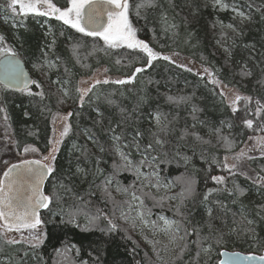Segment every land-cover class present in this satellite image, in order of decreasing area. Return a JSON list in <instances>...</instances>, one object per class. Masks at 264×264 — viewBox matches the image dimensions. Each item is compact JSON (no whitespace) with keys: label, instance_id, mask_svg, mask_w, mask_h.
Returning <instances> with one entry per match:
<instances>
[{"label":"trees","instance_id":"16d2710c","mask_svg":"<svg viewBox=\"0 0 264 264\" xmlns=\"http://www.w3.org/2000/svg\"><path fill=\"white\" fill-rule=\"evenodd\" d=\"M57 6H66L67 0H54ZM143 0H130V19L133 26L137 28L138 37L148 42L156 51L164 55L178 53L187 56L194 62L200 64L214 73L228 87L239 90L242 95H251L255 99L264 102V85L258 81L264 80V0H226L231 5H235L239 10L252 16V21L240 24L229 11H218L217 9L205 6L210 0H196L199 4V16L197 22L185 23V16L190 7H193V0H158L162 7L157 9L141 8L139 17L135 14V5ZM8 0H0V34L4 35L9 44L17 48L20 57L27 67L34 70V80H37L45 93L43 97L29 96L26 92H17L11 89L5 90L0 85V108L6 110L8 119L5 120V112H0V119L5 124V129L13 139V145L17 151H21L27 145H33L42 153L48 151L50 136L52 133L51 114L61 110L72 115L68 117L71 129L69 134L62 141L55 160V172L50 175L46 184L47 195H58L61 199L49 206L51 212L78 211V221L85 222V214L95 215L98 210L112 213L113 204L104 199V194L96 185L103 179L101 176L95 177V184L92 183L93 176L90 174L85 178H74L68 180L70 173L75 172L77 166L86 167L90 173L95 171L97 164L89 159L85 161L81 152L85 149L96 153L99 156V167L105 173L110 171L112 158L107 154H100L87 139V132L96 135L101 143L106 138L94 122L99 119L97 110L103 113L105 128L110 121L115 122L121 118L120 108L129 112L137 109L141 97L146 99V103L140 105L133 119L137 122L141 131L148 134V130L154 129L152 115L156 110L167 114L169 120H173L172 131L167 139L170 141L166 149L170 152L180 151L181 154L192 156L193 166L185 168L183 161L177 165L173 163L163 167L161 173L167 183L173 184L175 193L180 192V179L183 176L192 175L197 181L196 196L192 200L186 201V218L180 217L171 205L172 201H163L162 206H157L151 199H146V205L152 209V215L148 217L150 221H157L160 225V216L171 220H183L184 226L194 225L201 231L202 235H207L211 224L213 229L222 230L226 236L225 246L219 251H239L245 254H262L264 248L254 244L251 239L237 238L231 235V229L243 227L241 211L246 209L245 214L249 219H254L255 232L264 242V221L255 216L254 208L260 203H264V192L252 185L250 180L243 176L235 178L236 183L248 190L247 195L233 203V198L226 192L214 194L210 197L213 208V216L209 218L206 207L201 203L202 196L208 188L220 187L207 179L209 175L228 174L222 169L213 165L208 170V165L201 159L200 153L203 151L205 159L215 156L222 159L228 154L220 146L215 138H212L211 145L198 144L194 136L180 139L185 129L198 133L204 139H209V129L213 127L223 128V135L235 139L240 148H244L247 143V136L250 130H246L242 123L233 117L230 110L220 103V96L217 94L219 86L211 84L209 73L197 75L196 70L188 72L179 64H172L168 61H155L151 67L137 75L136 81L128 85H117L114 83L96 85L91 93L84 97V104L80 103L81 93L77 90L82 88V80L90 78L103 67L107 69V74L118 75L126 78L134 68L144 66L143 54L136 50L122 47L119 49H109L98 37L86 36L76 32L61 22L51 18L47 26L44 24L46 17L28 16L21 22V17L15 18V23L8 21L10 14L7 8ZM173 5H175L173 7ZM259 9V11H258ZM161 13H167V23L161 17ZM191 19V17H189ZM236 22L243 30V35L236 37L231 32L227 36L222 35L218 26L213 27V22ZM175 24L177 27L172 28ZM61 32L63 35H61ZM55 39V44L52 40ZM219 41V43H218ZM233 41H235L233 43ZM219 45L230 47L232 57L226 60V55ZM51 46V47H49ZM51 50V53H50ZM50 53V57L55 61L56 68L48 69L45 65L44 53ZM121 61L116 64V60ZM251 61V63H249ZM248 64L252 68V77H242L240 66ZM34 65H43L39 70ZM253 65H255L253 67ZM203 77V78H201ZM101 80V79H100ZM110 80V79H109ZM58 81L59 83H55ZM113 81V80H110ZM94 82L90 83L89 87ZM68 85L69 97L62 90V86ZM33 92L41 89L35 85L31 87ZM215 89V91H214ZM191 97L188 103L179 105L166 102V96ZM111 100L114 103L109 104ZM195 106L202 111L193 114L191 109ZM195 116V119L193 118ZM239 116V113L237 114ZM175 118V119H173ZM203 122V123H201ZM231 122L233 127L229 130L226 123ZM195 124V128L192 125ZM87 130V131H86ZM131 131V129H129ZM150 139V137H149ZM195 149V155H193ZM255 161H246V167L255 176L264 167V159L259 158L256 153ZM244 168V169H245ZM264 175V173H260ZM125 185L134 182V177L130 173L119 177ZM232 178L229 177L228 187H232ZM61 184H70L73 191L66 192ZM144 191H147L144 189ZM94 192L95 195H90ZM139 194V192L137 193ZM165 192L160 196L174 195ZM117 201L128 199L125 196L114 193ZM84 196V201L78 199ZM130 199V198H129ZM220 200L227 205V211L220 209L214 203ZM124 210L127 208L125 206ZM120 208L116 209V216L120 215ZM51 212L46 209L41 214V220L48 221ZM234 219L236 223H234ZM192 222L191 225L187 221ZM59 221H57L58 223ZM121 227H127L122 220L116 221ZM104 226V223H101ZM44 230L51 232L52 225L44 224ZM181 231L180 235H183ZM63 237V243L53 240L45 241L39 249H33L26 243L9 245L0 236V264H80L81 260H87L88 264H93V258L100 257V264H163L159 262L160 254L167 249L165 246L156 243L159 249V256L150 253L145 244L147 236H138L136 230L129 229L127 234L116 232L111 236H104L98 231L92 233L82 232L80 229L68 227L59 232ZM126 236H131V240ZM101 241V243H97ZM200 236L186 237L187 248L181 259L177 256L166 264H197L196 252L200 250ZM64 244L69 247L75 244L79 249V255L75 250L68 252L67 256L57 257L54 246L63 248ZM206 246V245H205ZM91 253V255H89ZM162 260V259H161ZM220 256L216 249L213 250L210 264H218Z\"/></svg>","mask_w":264,"mask_h":264},{"label":"snow or ice","instance_id":"6c2138e0","mask_svg":"<svg viewBox=\"0 0 264 264\" xmlns=\"http://www.w3.org/2000/svg\"><path fill=\"white\" fill-rule=\"evenodd\" d=\"M193 5V7L189 8L185 16L186 24L197 22L199 4H197L196 0H193ZM205 6L213 7L218 11H227L231 8V11L235 14L240 24L252 21L251 15L239 10L235 5L226 2V0H210V3ZM160 7H162V4L158 0H143L142 3L135 5V14L139 17L141 15V8L157 9ZM7 8L10 10L13 18L19 15L21 22L29 15L54 18L56 21L61 22L62 25L74 29L78 33L90 37H99L109 49L126 47L127 49L136 50L143 54L144 66L134 68L133 72L126 78L116 79L114 81H110L107 78L104 80L97 79L90 87L77 89L81 93V105L84 104V97L91 93L96 85L108 83L117 85L132 84L136 81L137 75L144 72L146 68L151 67L155 61L163 60L176 64V60L172 56L164 55L156 51L148 42L138 38V30L133 26L132 20L130 19V9L132 8L130 0H67L66 6L63 7L57 6L54 0H8ZM161 17L167 23V13H161ZM262 18H264V15H262ZM212 26H219L221 29L227 28L236 37L243 35L242 28L236 22L225 25L223 21H218L213 22ZM171 27L175 28L177 26L173 24ZM61 35H63L62 32ZM222 35L227 36V33L222 32ZM52 44H55V39L52 40ZM224 53L226 60H230L232 57V49L225 47ZM19 55L20 53L17 48L9 44L5 36L0 34V83H3L5 90L13 85L22 84L23 87H19L17 89L18 91L22 93L26 92L29 96L43 97L45 93L42 90L41 84L37 80L30 81L27 74L20 67L21 62L17 59ZM44 55L46 57L48 53L45 52ZM120 63L121 61L117 59L116 64ZM42 66L34 65L38 70ZM54 66V64L49 62V67ZM178 66L188 72L193 71L186 64H179ZM203 71L204 73H209L207 68ZM196 74L200 75V73ZM239 74L242 77H252L254 75L252 68L248 64L240 66ZM209 75L211 76V84L219 86L217 94L221 98L220 103L230 110L233 117L238 119L246 130H250L247 141L251 142L249 145L245 141H240V143L245 144V147L240 148L239 151H235L238 148L237 141L229 138V136L223 135L222 127L210 128V138L207 140L198 133L190 132L187 129L180 136V139L194 136L197 143L203 145H211L212 138H215L217 143L228 153L222 159H218L215 156L205 159L204 152L202 151L200 153V157L205 160L209 171L213 165H216L228 174L227 176L209 175L207 177L215 185L220 186L208 188L202 196L201 203L206 207L207 216L212 218L213 208L210 206L212 203L210 197H213L214 194L226 192L233 198V203H236L240 198L247 195L248 190L236 183L235 178L237 176H243L246 180H250L253 186L261 192H264V175L260 174L264 173V167L255 176L249 175L242 167L244 161H255L257 159V156L250 155V153L258 152L259 158L264 159V102L260 99H255L251 95H242L239 90L228 87L214 73H209ZM55 83L59 82L55 81ZM258 83L264 85V80L258 81ZM30 84L35 85L36 88L41 90L33 92L29 87ZM190 100L191 97L177 98L171 95L166 96V102L170 104L179 105L181 103H188ZM146 102V99L141 97L137 109H134L132 112L120 108L121 118L115 122L110 121L106 128L103 122V113L97 110L99 119L94 124L98 125L102 132H105L106 138L101 143L95 134L87 132V139L100 154H107L112 158L110 171L105 173L98 166L101 158L96 153L85 149L81 152V155L85 161L91 159L97 164L95 171L90 173L86 167H80L78 165L76 171L70 173L68 176V180L71 182L74 178L86 179L91 174L93 176V184H95L96 176L103 177L101 183L96 185V187L104 194V199L113 204L111 214L100 209L95 215L88 216L85 214V222L81 224L77 219V216L80 214L78 211H65L61 209L59 212H51L49 206L54 201L58 203L61 199L55 193L53 195H46L43 191L45 177L51 175L56 170L55 153L58 149L53 147L49 156L43 157V160L49 161V163H43L41 160L26 159L18 164H12L4 171L3 179L0 180V220L4 222L0 224V229H3L4 236L9 232L21 233L22 240H26L31 248L39 249L44 245L46 240L48 242L57 240L63 243V237L58 235V233L68 227L80 229L85 233L98 231L104 236H111L116 232L127 234L129 229L135 230L138 225L146 227L150 223L154 229L158 228L157 221H149L147 219V217L152 215V209L146 205V199H151L157 206H162V202L165 200L176 201L171 206L180 217L186 218L185 202L194 199L196 196L195 185L197 181L192 175L183 176L180 179L181 190L174 195L157 197L151 191H144V189H155L159 192L162 188L171 190L174 185L167 183L161 175L163 167L166 165L173 163L179 165L183 161L186 169L190 165L194 168L192 156L181 154L180 151L170 152L165 150L166 145L170 143L167 137L172 131L171 126L173 123V120L168 119L167 114L156 110L154 114H150L154 120L155 130L149 129L147 135L140 130L133 116L140 105ZM108 103L112 104L114 102L109 100ZM191 111L195 114L198 111H202V109L193 106ZM0 112H5L4 119L7 120L6 110L0 108ZM238 113L239 116H237ZM71 115L69 113L65 116V121ZM193 118L195 119V116ZM195 126V124L192 125L193 128ZM226 127L231 130L233 124L227 122ZM70 129L71 125L65 124L61 132V138L66 137ZM60 143H62V139L56 141V144ZM29 151L36 152L38 149L30 147L24 148L25 153ZM193 155H195V149H193ZM126 173H130L134 177L133 183L125 185L121 182L119 177ZM229 177L232 178L231 188L228 187ZM61 187L66 192L73 191L70 184H61ZM138 192L139 194H137ZM114 193L129 197L130 199L117 201ZM89 194L95 195L94 192H89ZM78 199L84 201L85 197L78 196ZM214 203L220 209L228 210L227 205L222 201L217 199ZM125 206L127 211L124 210ZM117 208L121 209L119 217L115 214ZM40 209H49L51 216L48 221L41 220ZM245 211L246 209L240 213L243 227L231 229L230 234L235 235L237 238L251 239L254 244L264 248V242H261L255 232L256 221L249 219ZM130 212H135L136 215L130 216ZM254 212L257 218L264 221V203L256 205ZM159 219L163 221V227L160 230L171 233L172 242L179 247V252L175 253L178 260L182 258V254L187 248V243H185L186 237L195 235L200 236V241H194V243L200 244V250L196 252L197 264H210L214 249L218 251L219 256L224 257V259L218 261V264H264V255H257L255 253L244 255L239 252L219 251V248L225 246L226 236L222 230L213 229L211 224L207 225L209 229L207 235H202L201 231L194 225L191 226L190 230L188 227H185L183 220H170L164 216H160ZM117 220H122L127 227H121L116 222ZM57 221L59 222L57 223ZM102 222L104 223L103 227L101 226ZM234 223H236L235 219ZM44 224L52 225L51 232L45 231L40 227ZM187 224L191 225L192 222L188 220ZM181 231H183V235H180ZM24 232L28 233L26 238L23 236ZM126 238L131 240V236H126ZM20 242L21 240L14 238L6 240V243L9 245ZM97 243L99 244L101 241H97ZM73 249L79 255L80 249L75 244L71 245V247L64 244L63 248L54 246L53 250L57 257H66L68 252ZM157 255L159 256V253ZM57 264H60L59 260H57ZM80 264H88V261L81 260ZM93 264H100L99 256L93 258Z\"/></svg>","mask_w":264,"mask_h":264},{"label":"rangeland","instance_id":"374dc122","mask_svg":"<svg viewBox=\"0 0 264 264\" xmlns=\"http://www.w3.org/2000/svg\"><path fill=\"white\" fill-rule=\"evenodd\" d=\"M227 11H229L232 15L235 16V14L231 11V8H229V10H227ZM9 12H10V10H9ZM29 16H31V15H29ZM16 17H19V15H16L15 18ZM15 18H13V16H9L7 20L11 21L14 24L15 23ZM50 19H51L50 17H46L45 18L44 24L46 26H47V23H48V21ZM224 24L226 25V24H229V23L228 22H224ZM218 28H219L220 32H231V30H229L227 28L221 29L219 26H218ZM138 38L142 39L140 37H138ZM102 42L104 43L103 40H102ZM219 47H220V49L222 51H224L225 46L219 45ZM50 53H51V50H50ZM50 53H48V55L45 57V65H46V67L48 69H55L56 68V63L50 57ZM177 54L178 53H174V54L170 53L169 56H172L173 59L176 60L177 64H186L188 67L192 68L193 70H196L197 72L203 73V74L206 75V73H204V71H203L205 69L203 66H201L200 64L194 62L193 60H191L187 56H182L181 54H178V55ZM49 62H51L55 66L54 67H49ZM28 70L33 76V74H34L33 68L29 67ZM106 78L110 79V80H113V81L116 80V79H124L123 77L118 76V75L107 74L105 69L103 67H101V68H99L97 70V73L94 74L92 77L85 78V79L82 80V82H84V83H82V87L83 88H88L90 83L95 82V80H97V79L104 80ZM62 90L64 91V93H67L66 97H69L68 85L62 86ZM68 114H69L68 112L61 111V110L55 111V112H53L51 114L52 133H51V136H50L49 149H48V151H46L44 153H42L40 150H38L36 152H32V151H29L27 153L24 152V148L25 147L36 148L33 145H27L21 151H17L15 149L14 145H13V139H12L10 133L7 132V130L5 129L4 122L2 121V119H0V178H1L4 170L6 169V167L8 165H10L11 163H13V162H16V161H19V160H22V159H27V158H40V159L43 160V157L49 156V154L52 151L53 147H56L57 149H59L61 143L60 144H56V141L61 140V139L63 141L64 138H65V137L61 138V132L63 130L64 125L65 124H69L68 119H67V121H65V119H64V117L67 116ZM247 143L249 145L251 144L250 141H247ZM57 151H56L55 155L57 154ZM256 153H258V152L250 153V155H255ZM5 162H7V163H5ZM47 162L49 163V161H47ZM246 164H247V162L244 161L242 163V167L245 168ZM244 170L247 171L248 173L249 172L252 173L250 170H248V168H245ZM169 184H171V183H169ZM145 190L153 192L156 196L162 195L165 192H169V193H172V194H174L176 192L174 187H172L171 190L162 188L159 192H157L155 189H145ZM172 203L175 204L176 201H172ZM129 215L130 216H135L136 213L135 212H130ZM147 219H149V218L147 217ZM149 221H150V219H149ZM0 224H2L1 221H0ZM40 227L42 229H44L43 225H41ZM162 227H163V221L160 220V225H159L158 228L154 229L151 226V223H150L146 227L138 225L135 230H136V233H137L138 236H143V235L147 236V238L145 239V244H146L147 250L150 253L154 252V253L157 254L159 252V249H156L154 243H156L158 245H161V246L167 247V249H165L162 252V255L160 254V258L158 259L159 262H162L163 264H166L167 262H170L171 260L174 259V257L176 256L175 253L179 252V247H178L177 244H174L172 242L171 233L160 230ZM27 235H28L27 232L23 233V236L25 238L27 237ZM0 236L3 239H5V240L14 238V239H17V240H21L20 243L28 244L26 242V240H22L21 239V233H18V232H9V233H7L6 236H4L3 229H0ZM161 257H162V260H161Z\"/></svg>","mask_w":264,"mask_h":264},{"label":"water","instance_id":"95a60500","mask_svg":"<svg viewBox=\"0 0 264 264\" xmlns=\"http://www.w3.org/2000/svg\"><path fill=\"white\" fill-rule=\"evenodd\" d=\"M98 38H99V37H98ZM17 59L20 60V62H21V63H20V67H21V68L23 69V71L27 74L28 79H29L30 81H31V80H34L32 74L29 72V70H28V68H27V66H26V64H25V62H24V60H23L20 56H18ZM0 85L4 87L3 83H0ZM32 86H33V85H31V84L29 85L30 88H31ZM19 87H23V85H22V84H20V85H13V86H11L9 89L14 90V91H17V92H20V91L17 90ZM22 160H26V159H22ZM22 160H19V161H16V162L11 163L10 165H8V166L6 167V169H7L8 167H10L12 164H18V163H20ZM27 160H41L43 163H48L47 161L42 160V159H40V158H27ZM6 169H5L4 171H6ZM3 173H4V172H3ZM49 178H50V175H48V176L45 177V182H44V185H43V191H44V193H45L46 195H47V193H46V191H45V187H46V184H47ZM2 179H3V174H2V176H1V178H0V180H2ZM45 210H46V209H40V218H41V214H42ZM0 221H1L2 224L4 223L2 220H0ZM222 251H229V250H222ZM229 252H239V251H229ZM239 253H242V254H244V255H248V254H245V253H243V252H239ZM257 255H264V251L262 252V254H257ZM220 259H224V257L220 256Z\"/></svg>","mask_w":264,"mask_h":264},{"label":"bare ground","instance_id":"6f19581e","mask_svg":"<svg viewBox=\"0 0 264 264\" xmlns=\"http://www.w3.org/2000/svg\"><path fill=\"white\" fill-rule=\"evenodd\" d=\"M34 78V77H33ZM59 150V149H58ZM58 152V151H57ZM57 155V154H56Z\"/></svg>","mask_w":264,"mask_h":264},{"label":"flooded vegetation","instance_id":"af4514ba","mask_svg":"<svg viewBox=\"0 0 264 264\" xmlns=\"http://www.w3.org/2000/svg\"><path fill=\"white\" fill-rule=\"evenodd\" d=\"M83 88V87H82Z\"/></svg>","mask_w":264,"mask_h":264}]
</instances>
